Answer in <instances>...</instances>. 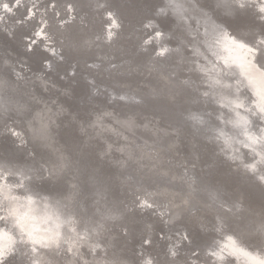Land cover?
Masks as SVG:
<instances>
[{
	"label": "bare ground",
	"instance_id": "obj_1",
	"mask_svg": "<svg viewBox=\"0 0 264 264\" xmlns=\"http://www.w3.org/2000/svg\"><path fill=\"white\" fill-rule=\"evenodd\" d=\"M118 1L112 6L127 18L123 29L112 27V19L119 25L113 9L98 7L104 0H21L25 9L12 19L8 16H13L16 0H0L9 2L12 9L6 12L0 8L4 28L20 23L22 15L37 20L29 31L20 30L7 44L12 55L14 49L32 47L35 41L62 59L56 66L51 56L41 58L37 52L33 58L39 60L40 68L26 76L21 73V61L7 56L4 44H0V247L5 249L7 264H32L33 260L53 264L54 256L58 264L76 260L92 264L94 256L88 246L70 244L68 237H75L73 229L82 232L86 220L99 222L109 208L120 213L106 222L99 239L102 247L107 246L109 258L125 264L143 263L153 256L157 264H251L246 253L264 258V246L247 231L254 220L264 216V185L257 178L259 172L245 174L241 166L254 155L245 147L249 136H264V115L260 114L264 107L260 76L264 56L249 53L235 42L241 35L253 43L258 41L261 37L254 33L259 30V21L247 12V17L236 24L239 35L228 29L225 14L215 7L214 0H176V6L169 9L178 21L176 30L158 27L145 35L144 24L154 22L150 16L165 8L168 0H153L148 16L131 11L127 14L120 6L125 7L130 0ZM72 2L79 9L75 17L73 7L69 9ZM69 16L73 19L67 24ZM248 27L251 32L246 31ZM109 30L114 33L111 39ZM157 31L163 36L156 37ZM171 32L177 40L174 44L167 40ZM150 36L147 41L156 43L153 49L145 43ZM61 46L66 47L68 60L57 52ZM162 47L170 50L165 57L157 55ZM78 62L72 79L75 86L68 82L66 89L71 93L70 86H74L72 99L77 105L72 111L60 101L53 105L59 94H66L65 89L57 91L60 72H71ZM87 63L94 68L84 70ZM43 67H51L55 76H44ZM10 68L18 78L12 83ZM183 82L188 83L187 88ZM204 83L209 86L200 89L199 84ZM248 89L257 96L250 97ZM42 90H48L50 96H44ZM205 92L211 93L212 102L216 99L222 105L213 109L221 114V125L210 123V117L201 114L209 111V107L203 108ZM94 93H100L102 100L98 110L92 108L101 101ZM121 96L131 98L117 108L126 115L105 104L107 99L117 104L115 100ZM237 103L242 107L236 108ZM188 112L199 113L206 125L192 127L191 122H185L183 117ZM147 115L155 117L151 120ZM161 119L166 126L160 124ZM59 130L67 138L65 142L59 141ZM180 139L186 141V151L180 149ZM66 148L73 150L74 159ZM221 161L225 166L209 174L208 165L217 166ZM61 163L65 166L54 177L45 171L44 179H36L29 171L41 165L56 170ZM195 166L204 167L205 172L195 171ZM8 168L15 169L16 174L9 175ZM21 172L33 178L22 179ZM18 182L25 188H18ZM38 182L57 189L36 187ZM213 189H219L227 201L239 204V214L224 233L216 231V211L208 207L206 190ZM189 194L194 215L184 211L183 201ZM145 200L152 207H141ZM161 220L169 226L165 234L158 231L166 238L163 242L155 235ZM186 229L192 236H187L185 247L177 248L176 257L171 256L170 249L176 250L179 242L172 232L180 236ZM233 232L239 235L241 251L226 249L223 261L209 255ZM33 240L38 243L34 245ZM41 240L51 246L41 247ZM145 240L150 241L151 253L142 251ZM54 242L60 244L58 249ZM69 246L79 248V252L65 253ZM33 247L36 252H32Z\"/></svg>",
	"mask_w": 264,
	"mask_h": 264
},
{
	"label": "snow or ice",
	"instance_id": "obj_2",
	"mask_svg": "<svg viewBox=\"0 0 264 264\" xmlns=\"http://www.w3.org/2000/svg\"><path fill=\"white\" fill-rule=\"evenodd\" d=\"M21 3V0H16V4L19 6ZM215 7L217 9H220L224 12L225 15L228 16H240L242 13L251 12L255 19L259 21V28H260V39L253 43L252 41H249L246 39L245 36L241 35L238 39H236V43L241 48H247V51L249 53H252L254 55L260 54L261 56H264V0H214ZM176 6V0H168V5L165 8L160 9V13L163 15H166L168 10L172 7ZM72 5L69 4V9H72ZM98 7H105L103 4H99ZM0 8H3L6 12H11L12 9L9 6V2H2L0 3ZM109 18H112V12H108ZM115 19H112V27H118ZM147 27V26H146ZM246 31L251 32L252 28L248 27ZM37 35H40V33H37ZM114 33L109 30L108 32V38L111 39L113 37ZM163 34L161 32H156V37L160 38ZM33 44H35V41H32ZM145 43H149V41H145ZM170 50L166 47H162L160 51L157 53L160 57H165L168 55ZM257 63H260L259 58H257ZM260 76H261V82L264 84V64H260ZM250 79H254V77L250 74ZM184 87H188L187 82H183ZM205 96L208 95L207 92L204 93ZM121 100L125 99H131L121 96ZM140 102V101H136ZM236 108H241L242 105L237 103L235 105ZM254 115L256 113H253ZM260 114L264 115V107L260 109ZM185 122H191L192 127L197 126H204L206 125V121L203 119V117L196 112H188L187 115L183 117ZM247 123V121H245ZM13 135H17L16 133H13ZM211 139V137H210ZM215 139L219 140L220 136H216ZM227 143V141H225ZM257 146L259 147V150H257ZM245 147L249 148L253 153V157L249 161H242L241 166L245 170V174L251 173L255 175L257 172L260 173V175L257 177L261 184H264V136H256L252 137L249 136V143L245 145ZM224 151V149H221ZM259 157V159H256V157ZM232 159H236L235 157H232ZM65 165L61 163L60 165L56 166V170H53L52 168L44 169L43 165H41L38 168L30 169L29 171L34 172L36 179H44V172L47 171L48 175L50 177H54L57 175V171L62 170V168ZM9 175H15L16 170L13 168L6 169ZM20 176L22 179H28L31 180L33 177L28 176L26 173L21 172ZM187 183V181H186ZM18 188H25V185L22 182H18L16 185ZM191 187V185L189 184ZM206 196L207 200L210 201L208 204V207L214 209L216 211V231L224 233L226 229L231 228V222L233 219L237 217L239 214V204L237 202H229L227 201L222 192L219 189H213L210 191L206 190ZM185 208L184 211L188 213L189 215H194L193 209L195 208V205L191 203V195L189 194L188 197L183 201ZM141 207H152V204L147 203V201H142L140 204ZM87 209L85 208V212ZM120 213L119 209H113L109 208L104 211V213L101 215V219L99 222L97 221H85L83 226V231H79L77 229H73L75 231V237H68V240L70 241V244H79L80 246L87 245L89 250L94 256V259L92 261V264H125L123 260L116 259L115 257L109 258L108 249L107 246L102 247V241H100L99 237L102 234V232L105 230L106 222L108 220L114 219L117 214ZM79 223V221H78ZM243 224V221L241 222ZM247 231L250 234H254L258 244L260 246H264V216H262L258 221H253L252 224L247 228ZM182 239H188V237H182ZM226 243L218 250H213L209 252V255L216 257L218 260L223 261L225 258V250L231 248L234 251H241L240 248V239L239 235L235 232H233L231 235H226L225 237ZM32 243L35 245L38 242L36 240H33ZM55 247L58 249L60 247V244L58 242H54ZM145 244L150 243L149 240L144 241ZM39 244L41 247H50L51 245L46 243L45 241L41 240L39 241ZM36 247L32 248V252H36ZM65 253H70L73 255H76L79 252V248H73L69 246L68 248L64 249ZM171 255L173 257H176L178 255V252L176 250H171ZM246 255H249L251 264H264V258L252 256L249 253H246ZM5 257V249L3 247H0V264H7V260ZM23 264V262H21ZM32 264H37L35 260L32 261ZM53 264H58V262L55 260V256L53 257ZM68 264H80L79 260L76 261H69ZM83 264H88V261H84ZM143 264H153L152 260H144ZM185 264H187V261H185Z\"/></svg>",
	"mask_w": 264,
	"mask_h": 264
},
{
	"label": "water",
	"instance_id": "obj_3",
	"mask_svg": "<svg viewBox=\"0 0 264 264\" xmlns=\"http://www.w3.org/2000/svg\"><path fill=\"white\" fill-rule=\"evenodd\" d=\"M39 1L43 3L44 1H47V0H39ZM139 1L140 0H130V1H127L125 3L124 6L126 8L123 7V6H120V7L123 8L124 9V12L127 13V14L130 13V11H131V12H135V13L138 12L139 14H136V15H139V16L140 15H142V16H148L149 15L148 11H149V9L151 7V4H152V1L153 0H149V1L148 0H142L143 3H139ZM118 2H119L118 0H104L103 5H105V7H103V8H111V9H113V14L116 16V18L118 20V23H119V27H117V28L123 29L125 27L126 23H127V18L124 17L123 13H121L122 11H119V10L115 9V7H113V6L118 5ZM25 6H26V4L24 6L23 5H19L18 6L16 4H14L13 5V9H14L13 16L12 15L11 16H8L9 19H12L14 17L19 16L22 13V11L25 9ZM72 6H73L72 12H74L72 14V16L75 17V14H76V16L78 15L79 9H78L77 4H75V2H72ZM133 8H134V10H132ZM170 12L171 11L168 10V12L166 14L167 16L161 14L160 12L157 15H151L150 17H153L154 22H150L149 23L150 25H145L144 24V26H145L144 28L146 29L145 30V35L146 34H149L153 29L158 28V27L165 29L166 27H169L170 26L171 29L174 32L176 30V28H177L178 21L175 18V16L172 15V13H170ZM72 16H69V18L65 21L67 24H70L72 22V19H73ZM245 16L247 17L246 13H242L240 16H228V15H225L224 22H225V24H226V26L228 27L229 30H231L234 33H237V34L241 35L240 33H238V30L236 28V24H239V22H240L239 20L243 19V17H245ZM252 16H253V14L251 15V18H253ZM160 18H164V19L161 20ZM20 20H21V22L15 24L13 27L10 26L9 24H6V26L4 28V26L1 25L2 23H0V44L1 43L4 44V46H2V49H5V54L7 56L11 57L15 61H21L20 62V65L22 67L21 68L22 69L21 70L22 75L30 76V75L33 74L32 72L34 70L40 68V66H38V64H40L39 60L33 58V55L34 54H37V52L39 54V57H41V58L50 57L51 56V58H53V60H54L55 65L58 66L59 63H60V60H62L60 58V56H56V57L52 56L47 50H45L44 48L40 47L39 44H37V43H35V44L32 43V47H29V46L28 47L27 46H25V47L24 46H21V50H15V49L13 50L12 49L13 52H14V55H12V53L8 50L10 48L7 46V44L10 43V42H13L17 38V32H19L21 30V31H25V33H26L27 31H29L27 29H29V27L32 26L37 21L35 19H28V17H25L23 15H22V18H20ZM16 22L17 21H14V23H16ZM259 33H260V28L254 34H255V36H257V35H259ZM249 34H251V33H249ZM243 36H245V35H243ZM151 38H152V36L146 38V41L148 39H151ZM167 40L171 44H174V43L177 42V40L175 39V36L173 35L172 32H171V34L167 35ZM147 44H149V45H146V46H148V48H150V49H153L154 47H156L155 41H152V42L149 41V43H147ZM32 48H34L35 53H32L31 54ZM92 49H94V46H93ZM187 49H188V51L190 50V48H187ZM57 52L58 53H61L62 56H66V58H64V59L65 60H68V58H67V57H69V56H67L68 55V51H67V49H66L65 46H61V49H58ZM16 65H19V64L16 62ZM68 66H70V64H68ZM92 68H94V65H91V64L87 63L85 65L84 70L88 71L89 69L92 70ZM78 69H79V62H78L77 65H74L73 66V70L71 72L68 71V70L67 71H64L63 73L60 72V74H59V80H58V84L60 85V87L57 89V91H61V89H65V93L66 94L65 95H60L59 94L57 100L53 102V105H56L57 104L56 102L57 101H60L62 104L68 106L69 107V110H71V111L74 109L72 106H74V105L76 106L77 105L76 103L73 102V99H72V98L75 97V92H76L75 89H74V86L75 85H74L72 79H73L74 73L75 72L76 73L78 72ZM42 71H43L42 72L43 75L45 76L46 73H48V75H50L52 73L53 69H51V67H47V68L46 67H43L42 68ZM145 71H147V69H145ZM148 72H150V71H148ZM180 72H182L181 74H184L185 71L180 70ZM193 74H195V73H192V75ZM8 75H10V82L11 83L17 81L18 78L16 77V73H14L12 69L9 71V74ZM56 75H58V74H56ZM52 76H55L54 75V72L52 73ZM171 76H174V75L172 74ZM34 81L35 82H38L39 79H35ZM68 82H72V85H74L72 87L70 86L71 89L69 88L70 91H71V93H69V92L66 91V89L69 87V83ZM50 85L51 84L47 83V86H50ZM16 86H17V84H16ZM137 86H144V84L143 83H137ZM203 86L205 87V86H209V85H206L205 83L204 84H199V88L200 89H202ZM72 93H73V95H72ZM42 94H44V96H50V95H48V90H42ZM99 94L100 93H94V95H97V97H96L97 99H99ZM248 94H249L250 97H254V98L257 96V93H255V92H253V91H251L249 89H248ZM205 99H206V101H205L206 104L203 103V106H204L203 108L209 107V111L202 112L201 113L202 116L203 117L204 116H209L210 119H211V122L210 123H212V121H213V123L216 121V123H218V125H221V123H220V115L221 114H219V113L215 114L216 113L215 112L216 110H213L215 106H218V105L219 106H222L221 103H220V101L214 99L215 101L212 102L211 100L213 99V97L211 96V93H209L207 96H205ZM100 100L101 99H99V101ZM112 100H114V99H112ZM112 100L107 99V101H106L105 104L108 105L109 107H112L115 111L119 110L117 108H119V106L122 105L123 100H121L120 98H116L115 102L117 104H113L112 103ZM101 103H102V100L100 102H98L97 104H95L92 107L93 110L100 109ZM191 106L193 108L197 107V105L195 103H192ZM170 113L173 114V112H170ZM119 114L126 115L127 112H123V111L120 110V113ZM147 116L151 120L154 119V117H155V115H154V117L153 116H150V115H147ZM137 117H138L139 120H141V118H142L141 115H137ZM160 124L163 125V126H166L167 125L163 121V119L160 120ZM215 132L217 134H219L217 128H216ZM58 139H59V141L61 140V142H65L67 140V138H65L63 136L62 130H59ZM180 149L183 150V151H186V141L184 139H180ZM66 151H68L72 155V159H74V156L75 155L73 153V150L72 149L70 150L69 148H66ZM230 163H234V161L232 159H230ZM219 164L220 165H217L216 164L217 166H215L213 164H209L208 165V170H210V173L209 174H213L214 175L217 172V170L219 169V167L222 168V166H225L226 162L225 161H221V162H219ZM199 167H196L195 166L194 167L195 168L194 170L197 171V172L198 171L205 172L204 167H201V166H199ZM129 175H131L133 178L135 177L132 173H129ZM208 176L211 177L212 175H208ZM36 187H46L47 190H50L52 188L53 189H57V188L53 187L51 184H48V183L45 184L44 182H42V183L41 182H38L37 185H36ZM108 187H111V186H108ZM60 189L61 190L62 189L65 190V188H60ZM109 194L111 195L112 194V191L109 192ZM167 227H169V226H166L165 227V223L163 222V220H161L160 223H159L158 229H156V231H155V235L159 237L158 240L161 241V242H163V240L166 241V238L165 237H162V233L159 235L158 231L159 230H162L163 233L165 234V230H166ZM172 233L175 235L174 237H177V239L179 240L178 244L175 246L176 247V250H177V252L179 254V251L180 250L177 249V248H180L181 249L182 247H185L187 245V239H182V237H185V236L187 237L188 236L190 238L192 236V233H191V231L189 229H186L185 233H180L181 234L180 236L177 235V234H175L174 232H172ZM120 236H122V234ZM142 251H145L146 253H151L149 246L147 244H145V243L142 246ZM152 261H153V264H157L156 257L153 256ZM138 263L139 264H143L140 261Z\"/></svg>",
	"mask_w": 264,
	"mask_h": 264
}]
</instances>
